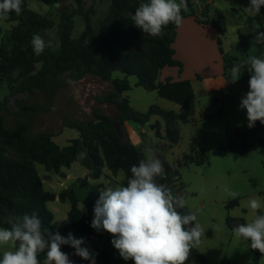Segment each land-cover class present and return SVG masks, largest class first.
<instances>
[{"label":"rangeland","instance_id":"374dc122","mask_svg":"<svg viewBox=\"0 0 264 264\" xmlns=\"http://www.w3.org/2000/svg\"><path fill=\"white\" fill-rule=\"evenodd\" d=\"M111 1L83 0L84 10L94 13L92 18L96 28L99 21L108 14ZM249 3L250 0H187L189 11L186 12L192 11L199 18L204 16L203 13L208 16L210 12L208 20L212 24L217 19L216 12L222 14V25L226 31L222 38L223 53L217 44V30L212 24L196 30L184 24L176 27L173 48L182 65L181 73L177 67L165 68L161 70L158 81L164 82L163 80L170 76L189 78L188 80L193 83L198 105L207 117L196 114L194 122H179L177 125L179 140L176 144L168 140L167 125L159 113L152 114L143 125L135 124L131 120H118L111 125L113 136H120L123 141L133 144L144 158H146L144 149L147 146L153 149L151 155L170 166L177 161L182 163V158L189 153L192 146L204 149L208 163L181 169V181H173L169 185L174 186L177 193L181 191V195L186 198L187 208L196 212L199 223L205 229V236L201 238L202 242L196 249L206 258L207 264L223 262L264 264V254L258 255L250 247V241L236 238L227 224L228 217L243 219L246 223L253 219L255 214L248 207L250 199L246 201V210L242 206L231 211L226 210L225 203L232 198L227 195L225 188L237 193L241 191L237 189V183L232 182L229 174L235 160L232 156H223L218 152L220 148H226L228 145L226 127L229 124L244 127L241 134L234 138L233 146L237 149L251 142L254 135L264 139V131H258L264 130V124L257 121L254 127L249 128L246 109L240 107L242 98L249 91L248 82L243 81L250 74L247 67L242 69L241 76L235 83L230 81V70L233 65L247 59L243 55V48L251 51L255 47L253 46L255 37L252 32L255 31L257 23L252 22L254 17L245 11ZM70 6H73V0H57L53 5L32 0L24 6L21 14L14 21L0 20V114L4 117V123L10 129H15L20 124L24 125L34 135L53 134L51 140L60 149L72 145L73 141L81 137L77 129L63 127L64 120L75 122L94 120L97 109L110 116H116V107L103 100L104 94L112 89L111 83L87 74L81 79H71L68 86L63 88L54 100L48 102L38 91L34 93L11 91L6 76L10 74V78L18 82L19 74L22 72L20 66L32 46L31 39L35 34L33 25H38L44 17L53 20L54 28L38 34L44 37L46 47L53 51L60 48L57 25L61 14ZM263 8L264 6L261 7L260 12ZM124 10L121 14L128 23L132 20L134 12L127 13ZM74 23L72 38L77 43L84 36L85 17L76 16ZM133 28L134 24L124 26L122 38L125 44L130 43L126 35L128 30ZM261 49L264 51V44H261ZM68 58L70 57L67 55ZM68 63L72 67V63ZM39 68L40 65H37V69ZM224 73L226 76L219 75ZM112 78L118 81L128 79L131 90L124 92L122 96L128 99V109L131 114L134 112L146 114L151 108H159L166 111L174 110L177 116L183 117V112L181 109L178 110L174 102L159 97L156 91H147L138 86L136 77L125 78L124 75L116 72L112 74ZM216 98L219 100L218 105L214 101ZM219 110L223 113L220 114ZM94 125L97 126L99 123L95 122ZM101 126L86 128V131L97 133ZM4 145L3 139L0 138V147ZM9 149L7 147L4 149L5 157L27 158L20 143L16 149L12 151ZM34 166L45 191L56 195V200L47 204L54 215V222L62 225L68 233H72L68 220V212L71 209L70 197L74 195L76 198L79 211L89 219L88 224L92 234L91 240L82 246L87 247L93 254L95 264H134V261H125L119 255L118 250L111 243L114 238L112 234L103 230L98 232L90 226L94 218L93 203H96L93 202L95 198L92 190L95 187L101 190L100 188L122 184L124 178L121 179V172L110 181L106 179V170L99 179H94L90 170L79 163L72 164L70 168L62 167L58 174L46 171L44 165L36 161ZM179 184H182L183 188L178 189ZM64 192L66 199L63 201L59 196ZM257 199L264 203V196ZM5 250H8V246H0V258ZM74 253L75 249L72 248L69 254L73 264H91L90 260H84ZM190 264L201 263L197 259H192Z\"/></svg>","mask_w":264,"mask_h":264},{"label":"trees","instance_id":"16d2710c","mask_svg":"<svg viewBox=\"0 0 264 264\" xmlns=\"http://www.w3.org/2000/svg\"><path fill=\"white\" fill-rule=\"evenodd\" d=\"M32 0H23V7ZM47 5H53L57 0H39ZM147 0H112L109 12L99 21L96 28L93 24V12H86L83 8V0H73V6L66 9L60 16L57 25V36L60 48L56 51L45 47L40 55L33 52L32 46L28 50V56L23 59L20 66L22 72L19 74L18 82L6 76L8 88L18 93H34L36 91L43 94L48 102L56 98L59 92L68 86L71 79H81L87 74H92L101 80L111 83L112 89L108 90L103 100L116 107V116L105 114L100 109L95 112V119L87 122L63 121V127L77 129L81 133L80 139L73 141L72 145L60 149L51 138L50 133L39 135L32 134L24 125H19L15 129L8 128L4 123V117L0 114V138L5 145L0 147V227H9L5 223V216L9 213L31 215L36 213L42 221V229H48L49 233L57 231L62 236H67L68 232L58 222H54V215L48 208V203L56 200V195L45 191L43 182L38 175L34 162L44 165L48 172L59 173L62 167L70 168L72 164L79 163L93 174L94 179H99L108 169L114 176L119 172H124L125 179L123 185L126 186L127 178L131 175L132 165H138L144 156L130 142L123 141L120 136H113L111 125L118 120H131L135 124L143 125L152 114L159 113L167 125L168 140L176 144L179 140L178 123L192 121L196 108V96L193 84L190 80L173 82L166 79L164 82L158 81L160 72L165 67H178L181 73L182 65L175 59V50L172 47L175 39L176 25L169 24L163 30V35L151 37L135 27L128 30L129 44H125L122 33L128 23L123 19L122 11L127 13L135 12L141 3ZM183 11V10H182ZM184 17L187 12L181 13ZM189 14H193L192 11ZM78 15L85 17L84 36L77 41L72 38L75 27L74 18ZM18 15L10 14L6 22L14 21ZM255 20L260 24L259 16ZM218 32V46L222 52V37L224 29L213 23ZM35 27V34L54 28V22L48 17H44L42 22ZM263 49L259 53L261 56ZM67 55L68 58L67 59ZM69 60V61H68ZM72 63V67L69 63ZM37 65L40 68L37 69ZM121 73L125 78L134 76L137 78V85L147 91H156L159 97L167 99L178 105L183 112V117L177 116L173 111H166L159 108H151L146 114L140 112L130 113L128 109V99L123 97L124 92L130 91L131 86L128 79L123 81L113 80V73ZM250 74L243 81H249ZM102 125L99 132L86 131V128H96L94 124ZM227 135L233 138L228 149L221 148L219 152L225 153L227 150H234L238 154L246 151L251 142L235 148L234 138L240 135L241 130L233 126H227ZM18 143L23 145L27 158H7L3 155L4 149H16ZM201 151L192 148L190 153L185 155L182 163L170 166L163 163L165 177L157 178L158 183H165L169 188L170 182L181 179L180 170L184 167L198 162L197 155L202 157V162L207 163L208 158H203ZM40 155V157H38ZM195 159V160H194ZM201 162V161H200ZM100 190L96 187L92 190L93 202L99 199ZM60 199H66V192L60 194ZM74 195L70 197L71 209L68 212V220L71 225L72 234L75 238H83L85 242L91 240L92 234L87 219L78 209ZM95 204V203H93ZM238 205L237 200L227 203V208ZM94 208V207H93ZM187 212V208L178 209ZM244 223L243 219H227V224L231 229ZM46 234V233H45ZM47 238V234H46ZM250 241V240H249ZM251 242V241H250ZM72 247L62 245L61 251L69 254ZM258 255H262L259 250L253 249ZM38 259L41 264L45 259V253H40ZM197 259L201 264H207L205 257L195 248L192 249L189 260ZM222 264H226L223 262Z\"/></svg>","mask_w":264,"mask_h":264},{"label":"clouds","instance_id":"9594fccd","mask_svg":"<svg viewBox=\"0 0 264 264\" xmlns=\"http://www.w3.org/2000/svg\"><path fill=\"white\" fill-rule=\"evenodd\" d=\"M264 0H250L249 11L259 14ZM23 0H0V20H7L13 12L21 14ZM182 10L187 11V0H147L141 3L131 19L135 27L151 37L163 35L170 23L180 26ZM264 44V33H257L253 46ZM33 52L43 53L46 41L43 36L33 34ZM247 67L250 73L249 91L242 98L240 107L246 109L248 127L257 121L264 124V56H249L230 70L231 82L235 83L241 71ZM145 159L132 165L126 186L101 188L93 212L91 227L103 230L114 237L112 245L125 260L134 264H186L192 249L200 245L205 229L198 221L195 211L181 212L187 207L186 198L173 194L165 183H158V177H165L163 163L151 155L153 149L145 147ZM121 179L124 173L121 171ZM227 195L235 199L239 193L225 188ZM248 207L255 214L249 222L232 229L233 235L243 241H251L250 247L264 254V203L252 198ZM7 228L0 227V246H8L0 258V264H41L40 253H45L43 264H73L68 254L61 251L62 245L75 249V255L95 264V257L85 240L77 239L71 232L62 236L58 231L44 232L42 221L36 213L5 216ZM47 238H46V234Z\"/></svg>","mask_w":264,"mask_h":264},{"label":"crops","instance_id":"0c3cea01","mask_svg":"<svg viewBox=\"0 0 264 264\" xmlns=\"http://www.w3.org/2000/svg\"><path fill=\"white\" fill-rule=\"evenodd\" d=\"M248 7H249V5H248ZM201 8L202 7H200V9ZM187 11H189V10H187ZM245 11L251 17H254L253 20H252V22L253 21H256L255 20V17L256 16H259V18H260V24L256 21L257 26L255 27V31L253 30V32H252V35L256 38L257 33H264V8H263V10L259 14H253L252 12L249 11L248 8L245 9ZM189 13L190 12H187V14L183 17V20H185L183 22H187V23H183L182 22V24H184V26H188V27L196 30V29L204 28V27L212 24L208 20L209 19L208 17L210 16V12H209L208 16H206L203 13L204 16L202 18H199L198 16H196V13L195 14H189ZM216 14H217V19L214 20L213 23H218L224 29V27L222 25V21H223L222 14L221 13H218V12H216ZM200 15H201V12H200ZM224 31H225V29H224ZM225 32H224V36H225ZM217 35H218V32H217ZM218 37H219V35H218ZM172 47H174V43L172 44ZM242 52H243V55L246 58H248L249 56H252V55L259 56V53L261 52V44H256L255 47L252 48L251 51H247L246 48H243V51ZM261 56H264V51H262ZM174 57H175L176 60H180L179 57H178V55H177L176 50H175V56ZM240 57H242V56H240ZM226 67H227V65H226ZM165 68H168V66L165 67ZM165 68H163L162 70H164ZM169 68H171V67H169ZM219 75L226 76V73L219 74ZM221 77H223V76H221ZM165 79H171L173 82H176V81H181V80H188L189 78H181V77H179V78H172L170 76L169 78L166 77ZM165 79L163 81H165ZM198 79L200 80V78H198ZM240 82H242V81H240ZM245 82H248V81H245ZM194 92H195V90H194ZM195 96H196V94H195ZM214 101H215V103L217 105L219 104V100L217 98ZM179 109H180V107L178 106V110ZM168 111L176 112L174 110H168ZM219 113L222 114L223 112L221 110H219ZM196 114H200V115L202 114L204 118L207 117V115L205 114V112H203V110L199 107V105H198V98L197 97H196L195 114L192 117V121L191 122H194L195 121L194 120V117L196 116ZM187 123H190V122H187ZM229 125L230 126H233V127H236V128H239V129H244V127L241 128L240 126L231 125V124H229ZM229 125H227V126H229ZM258 131H264V130L261 129V130H258ZM226 134H227V130H226ZM227 137H228V141L229 142H228V145H227V147L225 149H228V146L230 145L231 141H233V138H231L228 135H227ZM251 143L252 144L250 145V147L246 151H244L243 153H240V154H238L234 150H227L225 153L221 154L219 152V150H218V152H219L220 155H223V156H228L229 155V156H232V158L235 160V163H233V166H232L229 174H230V177L232 179V182L235 181L237 183V189L241 191V192H239V195L237 196V198L230 200V201L237 200L238 201V205L237 206L228 209L226 205L230 201H228V202L225 203V208H226L227 211L234 210V209H236L238 207H241V206L243 207V209L246 210L247 209L246 208L247 207L246 206V201L247 200L252 199V198H256L257 199V198H260L261 196H264V139L257 138L254 135L253 136V141ZM193 147L202 152L199 155H202L203 158L207 157L206 156V153H204V151H203L204 149H202L200 147H195V146H192L191 149ZM190 151H189V153H190ZM189 153H187V154H189ZM187 154H185V155H187ZM197 159H199V160H197L198 162H194L192 164H189L188 166H200V165H206L208 163V162L207 163L202 162V160H201L202 157L200 158V156H198V155H197ZM177 163H178V161H177ZM176 164H174V165H176ZM174 165H172V166H174ZM188 166H186V167H188ZM186 167H184V168H186ZM105 174H106V179H109L110 181H111V179H114V177H115L108 169H106V173ZM107 174H110V176L107 175ZM111 176H112V178H111ZM124 179H125V174H124ZM124 179H123V181H124ZM123 181H122V183H123ZM180 181H181V179L179 181H177V182H180ZM179 186L180 187H178V189L179 188H183L182 187L183 186L182 184H179ZM179 194L181 195V191H180ZM187 210L189 211L188 208H187ZM206 262H207V260H206Z\"/></svg>","mask_w":264,"mask_h":264},{"label":"water","instance_id":"95a60500","mask_svg":"<svg viewBox=\"0 0 264 264\" xmlns=\"http://www.w3.org/2000/svg\"><path fill=\"white\" fill-rule=\"evenodd\" d=\"M171 189H172L174 195L177 194L175 187L172 186Z\"/></svg>","mask_w":264,"mask_h":264}]
</instances>
